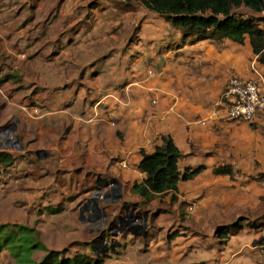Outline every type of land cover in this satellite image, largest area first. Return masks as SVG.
<instances>
[{
    "label": "crops",
    "instance_id": "1",
    "mask_svg": "<svg viewBox=\"0 0 264 264\" xmlns=\"http://www.w3.org/2000/svg\"><path fill=\"white\" fill-rule=\"evenodd\" d=\"M13 4L0 5V131L13 124L0 145L15 140L2 150L27 181L13 195L43 196L59 217L47 243L60 246L40 243L36 262L44 249L94 257L103 240L104 264H264V110L230 120L220 96L230 76H251L248 38L183 37L136 0ZM161 136L179 173L201 169L145 199L131 187ZM218 165L232 176L213 174ZM130 210L144 236L116 229Z\"/></svg>",
    "mask_w": 264,
    "mask_h": 264
},
{
    "label": "trees",
    "instance_id": "2",
    "mask_svg": "<svg viewBox=\"0 0 264 264\" xmlns=\"http://www.w3.org/2000/svg\"><path fill=\"white\" fill-rule=\"evenodd\" d=\"M130 1V0H123ZM146 9L159 14L171 26L178 29L183 37L194 39H228L242 44L248 38L252 53L264 66V18L258 16L242 17L235 15L233 9L244 7L252 13L264 9V0H136ZM180 153L168 136H161V143L151 153L141 151L138 169L144 173L143 180L131 187L133 193L148 199L154 194L176 190L179 179L186 180L195 175L201 167L184 170L179 173L176 161ZM12 155L0 150L1 171L11 165ZM213 174L232 176L229 165H218L212 168ZM261 179L262 177L259 176ZM173 199V197H171ZM234 225V224H233ZM223 228L218 227L215 233ZM33 229L21 224L0 223V251L10 248L15 264L20 252H29L32 248H41L33 238ZM28 242V244H27ZM34 264H104L106 255L90 257L74 254L65 257V250H46Z\"/></svg>",
    "mask_w": 264,
    "mask_h": 264
},
{
    "label": "rangeland",
    "instance_id": "3",
    "mask_svg": "<svg viewBox=\"0 0 264 264\" xmlns=\"http://www.w3.org/2000/svg\"><path fill=\"white\" fill-rule=\"evenodd\" d=\"M9 1L14 3L13 6L16 9L17 6L18 8L21 6L23 0H9ZM0 5H1V0H0ZM50 8L51 6H49L46 2H44L39 4L38 11L40 12L43 9H44L43 11H49ZM234 13L235 15L242 17L251 16L249 10H245V9L236 10L234 11ZM252 14L254 15V13ZM12 125L13 124H9L4 131L2 132L0 131V135L2 136H5L6 134L9 135V131ZM14 144H15V140L11 139L9 142L4 143L2 145H5V149H9V148H13ZM23 167L24 166H22L21 168ZM13 168H15L13 165L8 168H4L0 174V223L21 224L31 227L33 229V234H32L33 238L35 242H37V244L42 245L40 243H43L44 246L46 245L48 248L59 247L60 245L55 244L53 246L50 244L48 245L47 243L55 240V237H53L54 233L50 231L53 230V227H55L56 221L59 220V217L54 215V213H51L50 211L51 209H46L45 207H42L44 201H46L47 199L45 198L44 200L43 196H38V197L30 196L29 193L25 197L13 195V191L16 190L14 188H17L18 185L23 187L25 185V182H27L23 180L16 182L15 181L16 173L13 172ZM26 170L28 171L29 168H26ZM137 222L139 224L142 223L141 220H137ZM105 235H109V234L106 233ZM94 244H96L97 248H101L102 245L104 244V241L96 240ZM73 247L74 248L69 247V252L76 250L79 246H73ZM38 248L37 249L32 248L31 250H29L30 254H28L29 252L26 253L25 251L20 252L16 258L19 259V261H21L20 264H34L36 262V258H33L34 257L33 254L39 253ZM39 249L41 252L43 251L42 248ZM0 264H15V259L13 257L10 248L5 247L1 249Z\"/></svg>",
    "mask_w": 264,
    "mask_h": 264
},
{
    "label": "built area",
    "instance_id": "4",
    "mask_svg": "<svg viewBox=\"0 0 264 264\" xmlns=\"http://www.w3.org/2000/svg\"><path fill=\"white\" fill-rule=\"evenodd\" d=\"M251 16L264 18V9L257 15L251 12ZM249 70L251 76L248 78L230 76L221 91V102L224 104L226 117L230 120L249 123L254 120L257 112L264 110L263 73L256 56L250 60ZM31 113L35 114L36 110L31 109ZM190 210L191 206H188L187 211ZM256 246L258 254L264 259V238Z\"/></svg>",
    "mask_w": 264,
    "mask_h": 264
},
{
    "label": "water",
    "instance_id": "5",
    "mask_svg": "<svg viewBox=\"0 0 264 264\" xmlns=\"http://www.w3.org/2000/svg\"><path fill=\"white\" fill-rule=\"evenodd\" d=\"M2 149H5V146H2L0 145V150ZM133 210H130L129 213H132L133 214V219H137L140 217V215L138 213H134L132 212ZM129 223L128 222H125V223H121L119 222V224L117 225V230L118 231H123V230H127L129 231L131 234L133 235H142L144 236L145 233H144V229H143V226H134V225H128ZM115 235V234H114ZM262 238H259V240H261ZM258 240V241H259ZM100 241V240H99ZM115 244H112V246H114ZM109 247V244L108 242H105L101 248H97L96 247V244H94V246L92 247V250L95 254V256H98V255H103L105 253V251L107 250V248Z\"/></svg>",
    "mask_w": 264,
    "mask_h": 264
},
{
    "label": "flooded vegetation",
    "instance_id": "6",
    "mask_svg": "<svg viewBox=\"0 0 264 264\" xmlns=\"http://www.w3.org/2000/svg\"><path fill=\"white\" fill-rule=\"evenodd\" d=\"M131 219H133V214L132 213H128L127 215H125L123 223L128 222Z\"/></svg>",
    "mask_w": 264,
    "mask_h": 264
}]
</instances>
